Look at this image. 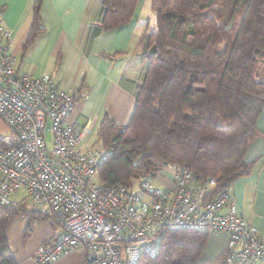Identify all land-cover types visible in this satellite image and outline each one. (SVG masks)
<instances>
[{"label": "trees", "instance_id": "16d2710c", "mask_svg": "<svg viewBox=\"0 0 264 264\" xmlns=\"http://www.w3.org/2000/svg\"><path fill=\"white\" fill-rule=\"evenodd\" d=\"M137 2L102 0L101 27L125 26ZM39 3L33 4L28 41L43 32ZM149 3L156 26L143 39L147 70L128 125L117 127L107 117L100 123L97 136L109 154L96 179L133 188L140 177L154 178L162 167L176 164L202 176L197 186L213 180L211 199L247 176L255 164L244 157L260 136L257 120L264 108V0ZM20 217L27 221L23 241L35 222L49 220L29 211L25 201L0 205V264H15L5 230ZM210 235L167 231L156 257H143L137 264H199ZM222 258L224 252L216 262Z\"/></svg>", "mask_w": 264, "mask_h": 264}, {"label": "built area", "instance_id": "2783aa9c", "mask_svg": "<svg viewBox=\"0 0 264 264\" xmlns=\"http://www.w3.org/2000/svg\"><path fill=\"white\" fill-rule=\"evenodd\" d=\"M10 35L0 10V118L8 130L0 146V205L25 201L60 230L36 249L35 264H52L74 251L81 252L82 264H137L154 259L172 230L226 235L218 264L264 263V239L238 215L230 187L210 199L214 181L197 186L202 176L176 164L166 166L164 190L146 177L133 188L99 183L96 171L109 150L81 149L93 125L68 122L84 94L59 88L47 74H18L1 43ZM17 192L23 193L19 202L11 199Z\"/></svg>", "mask_w": 264, "mask_h": 264}, {"label": "crops", "instance_id": "0c3cea01", "mask_svg": "<svg viewBox=\"0 0 264 264\" xmlns=\"http://www.w3.org/2000/svg\"><path fill=\"white\" fill-rule=\"evenodd\" d=\"M34 2L0 0L3 23L11 34L7 41H1L4 51L12 55L18 74H47L59 88L84 94L77 98L68 122L79 128L93 125L92 134L80 144L81 149H90L97 141L99 146L95 147H101L97 132L105 117L120 128L128 125L132 117L137 90L148 66L143 39L155 31L150 3L138 0L125 26L105 31L101 27L102 0H40L38 13L43 32L28 41ZM257 129L260 136L250 143L244 157L246 162H255L254 167L231 185V196L238 215L264 239V108ZM7 132L0 118V146ZM26 224L25 218H16L5 230L15 264H35L36 249L60 235L58 227L41 220L33 224L29 237L23 241ZM226 242L224 234L210 235L199 264H215ZM82 259L81 252L74 251L52 264H82Z\"/></svg>", "mask_w": 264, "mask_h": 264}, {"label": "rangeland", "instance_id": "374dc122", "mask_svg": "<svg viewBox=\"0 0 264 264\" xmlns=\"http://www.w3.org/2000/svg\"><path fill=\"white\" fill-rule=\"evenodd\" d=\"M148 3H149V0H147ZM262 79H264V76L262 75ZM47 137V145L48 147L50 146V135L49 133H47L46 135ZM99 143V141L97 142H94L91 146H89L90 148H94L95 146H99L97 145ZM90 144V143H88ZM169 169L168 167L164 166L162 167V169L158 172V174L154 177V178H148L149 180V183L156 189H159V190H164L166 187H165V184L163 182V178H170V175H169V171L167 170ZM164 170V174H161V171ZM170 170V169H169ZM134 187H136V183L134 185ZM23 197V193L22 192H17L15 195H13L11 197L12 200L16 201V202H19ZM205 264H208V263H205ZM215 264H218L217 262ZM262 264V263H261ZM264 264V263H263Z\"/></svg>", "mask_w": 264, "mask_h": 264}, {"label": "water", "instance_id": "95a60500", "mask_svg": "<svg viewBox=\"0 0 264 264\" xmlns=\"http://www.w3.org/2000/svg\"><path fill=\"white\" fill-rule=\"evenodd\" d=\"M151 25L153 26V27H155L156 26V18L153 16V19H152V23H151Z\"/></svg>", "mask_w": 264, "mask_h": 264}]
</instances>
